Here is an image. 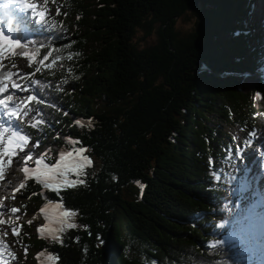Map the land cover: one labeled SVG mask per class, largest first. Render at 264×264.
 <instances>
[{
    "label": "trees",
    "instance_id": "obj_1",
    "mask_svg": "<svg viewBox=\"0 0 264 264\" xmlns=\"http://www.w3.org/2000/svg\"><path fill=\"white\" fill-rule=\"evenodd\" d=\"M56 1L60 21L0 18V32L21 45L0 46L9 53L0 65L28 61L14 84L24 100L36 97L19 118L2 116L1 129L89 162L74 165L84 175L74 166L42 174L55 190L24 184L18 214L60 203L75 227L42 239L23 223L19 264H36L37 253L54 264H261L236 223L240 175L230 165L240 150L227 131L257 130L256 0Z\"/></svg>",
    "mask_w": 264,
    "mask_h": 264
},
{
    "label": "rangeland",
    "instance_id": "obj_2",
    "mask_svg": "<svg viewBox=\"0 0 264 264\" xmlns=\"http://www.w3.org/2000/svg\"><path fill=\"white\" fill-rule=\"evenodd\" d=\"M27 4L29 5H34V8H26L24 6V0H0V16L2 15V12L5 11L6 13L13 15L16 10H22L25 12H32V14H35L37 12L36 10V5L38 7H41V9L45 10L46 15L49 16H54L57 21H60L63 19V13L62 10H57V1L56 0H26ZM14 4L13 6H11ZM185 23L182 22L181 25H184ZM138 37H142L143 34L139 31L138 32ZM11 54V52H10ZM2 64L0 65V67ZM28 68V61L25 59H22L16 66L12 67L11 66V61L10 59L6 58V60L3 63V67L0 69V87H6L8 91L5 92V94L2 96L3 99H6L9 95H13V101H9L8 105L10 106L15 105V103H19L21 99L26 97L28 94L27 91L24 88V85L22 83H19L18 89H13V84L15 80V75L22 74L24 70ZM11 74V75H9ZM27 76H22V78H25ZM249 79V78H248ZM250 80V79H249ZM248 80V81H249ZM252 82L246 83V86L249 87ZM3 93H0V95ZM24 100V99H23ZM254 101V109L256 111V118L257 120L255 123L257 124V130L249 132L248 129L245 127H239V126H232L231 128H228V134L229 137L238 143L235 144L237 149L240 150L239 145L240 143L245 144V146L242 148L241 155L238 157V161L234 160V165L232 166L231 163V171L236 172V174L242 175V173H246L245 177H248L247 175V169L248 166H245L242 162L244 160V155L248 154V152H253V155L259 157L260 153V147L262 146L260 139H264L263 134H264V98L258 96L255 97ZM262 118V119H261ZM249 133V134H248ZM258 140V141H257ZM3 141L5 142L4 144L1 143L0 145V164L5 166L6 164L9 163V160H11V166L6 168L3 172H0V182L7 181L5 182V186L2 187V183L0 184V221L4 218H8V213L10 211L19 205V203L22 202L23 200V195L20 194L19 198L14 199V192L16 191L15 188H19L21 186V181L22 179H26L23 173V168H28L29 173H35L34 169H36L37 164L36 160L37 159H43V164L39 165L40 168V175L44 173L45 171H51L55 165L59 164V168H55V171H63L69 168L74 161L70 160L68 157V154H64L63 152H59L58 157H54V162L50 166L47 165L48 163V158L52 157V154L46 150L42 149L41 147L37 146L34 142H30L28 146L21 145L16 142L14 137L11 134L3 135ZM9 141H11V145L9 144ZM260 141V142H259ZM259 142V144H258ZM257 143V144H256ZM31 145V146H29ZM26 147V148H25ZM255 147V148H254ZM258 147V148H257ZM6 150L7 153H6ZM54 151L57 150V148H53ZM252 150V151H251ZM3 152V153H1ZM28 155L32 156L31 160H28L25 162L26 157ZM63 155L65 158L63 161H61L60 157ZM82 160H80L81 163ZM52 162V161H51ZM47 166V167H45ZM260 170V169H259ZM255 175V174H254ZM251 177V176H250ZM13 184V186H12ZM12 186V187H11ZM246 186V185H245ZM241 186L240 191L244 192V187ZM251 196L250 193H247V197L249 198ZM5 197H10L9 199H5ZM245 203H247V200L245 198L243 199V203L240 206L241 209H235V215L242 214L244 210L248 211ZM59 205V207H56ZM243 207V208H242ZM46 215H42L41 217L37 216L34 214L31 218L25 219L28 221L27 223L33 225V230L39 231L40 228H44L45 231L39 236L42 239H53V235L57 237V240H60L63 236V234L69 230L70 228L68 227V224H74V218L73 215L70 218L67 219V223L61 225L60 223L57 222L58 218L60 217V214L62 212H67L62 204L60 203H54V204H49L46 206ZM243 209V210H242ZM245 214V213H244ZM50 218V219H49ZM47 223V224H46ZM248 225V222H246ZM46 224V225H45ZM253 226V224H252ZM246 227V226H245ZM251 228V227H249ZM254 231L255 227L253 226ZM7 232H11V229L7 227L5 224L0 223V235L1 237H5ZM251 233L253 231L251 230ZM4 250V256L3 259L4 261H8L10 256L8 255V251L6 249V246H0ZM255 248L257 249L256 245ZM17 259L16 260H22L23 259V253L21 251L17 252ZM38 257V256H37ZM45 256H40L38 259H36L35 255H32V259L37 262H39V259L42 260L44 264H54L55 260L53 259H48L44 258ZM24 260V259H23ZM25 262V261H22ZM10 264L13 263V261L9 262ZM8 263V264H9Z\"/></svg>",
    "mask_w": 264,
    "mask_h": 264
},
{
    "label": "snow or ice",
    "instance_id": "obj_3",
    "mask_svg": "<svg viewBox=\"0 0 264 264\" xmlns=\"http://www.w3.org/2000/svg\"><path fill=\"white\" fill-rule=\"evenodd\" d=\"M24 6H25L26 8H34V7H35L34 5H29V4H27L26 0H24ZM39 17H40L41 20H43V18H44V13H42V12L39 13ZM0 46H2V48H3L4 50L14 49V48H19V47H21V45L19 44V42H14V41H12L8 36L4 35L3 32H0ZM0 54H2V53H0ZM48 55H51V53H49ZM28 58H29L30 60H32V61H35V57H34V56H29ZM47 59H48V56L46 55V56L44 57V60H47ZM9 75H11V74H9ZM12 87H13V89H18V86L15 85V84H13ZM5 91H8V89H7L6 87H0V93H3V92H5ZM257 96H259V93H257ZM35 99H36L35 96H29V97L27 98V100H23V99H21V100L19 101V103H15V107L10 108L9 105H8V102H9V101H13V95H9L6 99H0V105H3L6 109H8L7 113H5V114L9 116V119H11L12 117H17V118H19V113H20L22 110H24V109H26V108L28 107V103H29L30 101L35 100ZM25 115H27L26 112H25ZM12 135L15 137V136L18 135V133H17V132H13ZM19 138H20L21 140H25V139H26V138L23 137V136H20ZM11 143H12V142L9 141V144H10V145H11ZM37 146H38V144H37ZM86 150H87V149L80 148V149H78L77 151H78L79 153H83V152H85ZM7 151H8V150H6V153H7ZM68 155L71 156L72 153L69 152ZM64 158H65V157H64L63 155H61V157H60L61 161H63ZM31 159H32V156H31V155H28V156L26 157L25 162H27L28 160H31ZM85 162H89L87 157H84V160H83L81 163H85ZM9 163H11V160H9ZM36 164H37V167H36V169H34V172H35V175H36V179H37V181H38L39 183L43 184L45 188H53V189L55 190V188H56V185H55V184H53V183H49L48 180L40 179V168H39V165L43 164V159H37V160H36ZM45 167H47V166H45ZM59 167H60V165L57 164V165L54 166V168H53L51 171L54 172V171H55V168H59ZM73 170L76 171V173H77L78 176H80V175H84V173H83L82 171H80L79 168H75V166H74V169H73ZM24 172H25L26 175H28V174H29V169H28V168H25V169H24ZM49 179H51V177H50ZM65 182H66L67 184H69V185H73V184H76V183H78V182H79V183H83V181H72V180H66ZM21 187H23V185H21ZM142 191H143V186H142V188H141V192H142ZM56 207H59V205H57ZM16 211H18V209H16V208H13V209H12V212H16ZM72 215H73V213H70V212H62V213L60 214V217L58 218L57 222L60 223L61 225H63V224H65V223H67V219H66V218H70ZM226 223H227V221H223V222L219 223V224L217 225V227H218V228H223V227L225 226ZM68 227H69V228H74L75 225L69 223V224H68ZM14 231H15V230H14ZM39 231H40L41 233H43V232L45 231V229L42 227V228L39 229ZM16 234H18V233H16ZM53 239H57V237H56L55 235H53ZM219 243H220V241H216V242L213 244V247H216ZM49 259H52V257H49Z\"/></svg>",
    "mask_w": 264,
    "mask_h": 264
},
{
    "label": "bare ground",
    "instance_id": "obj_4",
    "mask_svg": "<svg viewBox=\"0 0 264 264\" xmlns=\"http://www.w3.org/2000/svg\"><path fill=\"white\" fill-rule=\"evenodd\" d=\"M262 118H264V117H262ZM263 123H264V121H263ZM260 141H261V139H260ZM243 158H244V160H243L242 163L245 166H248V170H247L248 177H250V176L251 177H254V174H255V177H257L258 170L259 169L264 170V155L262 156V158L260 160V158L258 157V155L255 156V155H253V152H248V154H245ZM260 177H264V174L261 173V170H260ZM255 184H258L260 188L264 186V182L262 180L260 181V179L257 181V183L255 182ZM246 186L244 187V191H247L250 188V187H247V189H246ZM249 203H250L249 200H247V203H245L246 207L249 205ZM262 210H264V208H262V207L258 208L257 211H256V213L250 219V222L248 221V225L247 226L248 227H251L253 232H254L253 226L254 227L259 226L261 228H264V226H261V222L264 221V217H261ZM256 219H258V222H256ZM252 224H253V226H252Z\"/></svg>",
    "mask_w": 264,
    "mask_h": 264
},
{
    "label": "clouds",
    "instance_id": "obj_5",
    "mask_svg": "<svg viewBox=\"0 0 264 264\" xmlns=\"http://www.w3.org/2000/svg\"><path fill=\"white\" fill-rule=\"evenodd\" d=\"M65 113H66V112H64V114H65ZM53 151H54V150H53ZM49 152L51 153V151H49ZM59 152H60V149L57 148V150L55 151V153H56L55 156L49 157V158H48V161H50L51 159H53L52 162H54V157L57 158L58 155H59ZM51 154H52V153H51ZM51 164H52V163H51ZM51 164H49V165H51ZM34 214H36L37 216L39 215L37 211H36ZM34 255H36V254H34Z\"/></svg>",
    "mask_w": 264,
    "mask_h": 264
}]
</instances>
